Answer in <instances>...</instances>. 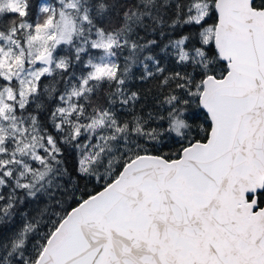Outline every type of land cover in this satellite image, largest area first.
<instances>
[{
  "label": "snow or ice",
  "instance_id": "1",
  "mask_svg": "<svg viewBox=\"0 0 264 264\" xmlns=\"http://www.w3.org/2000/svg\"><path fill=\"white\" fill-rule=\"evenodd\" d=\"M0 264H264V0H0Z\"/></svg>",
  "mask_w": 264,
  "mask_h": 264
}]
</instances>
